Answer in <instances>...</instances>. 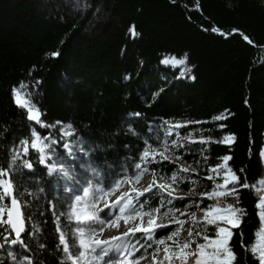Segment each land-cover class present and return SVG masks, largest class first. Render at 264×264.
<instances>
[{
	"label": "trees",
	"instance_id": "obj_1",
	"mask_svg": "<svg viewBox=\"0 0 264 264\" xmlns=\"http://www.w3.org/2000/svg\"><path fill=\"white\" fill-rule=\"evenodd\" d=\"M168 55L186 60L189 79L161 65ZM22 82L42 121L72 125L89 170L91 162L105 186L127 174L126 161L138 148L158 145L162 127L180 123L183 134L198 131L182 151L184 159L198 162L199 174L189 179L198 193L214 191L221 181L215 173L207 179L208 170L230 157L231 171L249 186L239 189L236 206L246 215L229 241L233 264H259L251 248L264 193V0H0V161L29 139L26 111L10 99V88ZM133 112L142 115L129 116ZM162 164L151 167L171 175L167 169L174 165ZM11 174L26 231L31 224L37 228L31 236L36 264H60L55 221L69 203L66 193L43 173ZM182 187L189 188L187 182ZM197 201L201 208L235 203L231 196ZM157 205L155 197L145 201L146 208ZM172 231L157 229L154 237ZM200 231L202 240L214 236L212 226Z\"/></svg>",
	"mask_w": 264,
	"mask_h": 264
},
{
	"label": "snow or ice",
	"instance_id": "obj_2",
	"mask_svg": "<svg viewBox=\"0 0 264 264\" xmlns=\"http://www.w3.org/2000/svg\"><path fill=\"white\" fill-rule=\"evenodd\" d=\"M215 32L216 30L213 29ZM233 32H239L237 29H233ZM221 35H225L221 33ZM244 40L251 43L250 38L247 35L243 36ZM53 57L59 55L58 52L52 54ZM164 64H183V60H165ZM35 68V66H33ZM32 75V72H29ZM183 75V74H182ZM130 75H125L124 79H130ZM194 80L195 77L193 76ZM42 81L37 80L36 86L38 87ZM27 85L23 82L17 86L10 88V99L12 103L20 109L26 110L27 121L33 122L34 125H39L40 129L51 130L55 127L54 124L45 123L41 120V111L36 104L32 103L27 97L26 93H22L21 89L26 88ZM142 113L133 112L129 113V116L140 117ZM222 117H216L217 120ZM58 124L61 122H57ZM168 124L167 121L164 122ZM186 125L175 123L168 124L163 128V131L169 135H175L176 132ZM72 125H67V128L59 129V136H53L50 131L41 133L37 131L35 127H32L30 133V139H21L19 141L20 147L14 150L10 157L5 158L0 163L8 166L7 170L0 168V201L7 200L10 203V208L7 211V219H3L5 212L4 208H0V250L7 253L6 257H0V264H36L37 253L34 251L31 236L32 234L25 229L24 217L21 211V202L15 195V189L13 184L12 171L17 174L22 169L33 170L34 165L31 162L33 159L38 160L40 166H45L48 161L53 160L59 148H63L68 152V155H72L73 145L68 142L66 137H72L73 131L69 129ZM132 128H129V132ZM206 143V141H201ZM29 147L32 152H29ZM127 147V145H125ZM181 149H187V146L179 141H172L164 145V151H158L152 147L138 148L136 153L127 162L128 172L123 177L117 178L113 184L106 185L101 192L107 194L108 199L101 197L99 200L94 198L91 203V207L88 213H84L82 216H77V224L83 225V227H77L76 232L80 234L79 250L76 251L77 245L75 241H69V239L62 233L60 228L56 229L59 234L57 252H61L67 261L71 264H140V259L134 258L135 253L144 248L145 250L151 247V243L154 234L157 229H163L168 227L163 221L157 222L154 213H159L160 208L153 207V211L145 210V201L155 197L159 203L163 205H171L179 213L181 217H186V220H180L176 218L174 222L183 227L186 222H191L192 225H200L203 219L207 225L216 224V221H221L222 224H216V236L218 239L211 241V246L214 251L211 254L205 253L207 244L197 243L194 236L201 235V231L194 230L191 226L186 229L188 236L185 242L178 245L179 251L173 252L170 248H164V259L171 261L172 256L181 260L183 264H190L189 257H193L194 264H233L236 260L235 254L229 247V241L233 236L231 229L239 228L242 218L246 215L243 208L236 206L239 202V189L249 187L246 183H241L235 174L225 175L224 183L218 184L216 189L212 192L198 193L195 188H188L182 185L189 179L192 174H199V167L196 162H189L183 158ZM87 154V153H85ZM261 157L264 158V151L261 152ZM82 159V158H81ZM207 160V157L204 158ZM230 159L225 155L223 161L227 162ZM168 162L174 165V168H168L167 172L171 173V176L160 174L159 178L162 181L157 183L155 179L151 183L142 185L140 189H137L135 185L139 183L141 177L151 171L153 175H157L156 168L152 165H159L163 167L162 162ZM89 167L95 172V166L89 163ZM224 168L225 172L231 173V169L219 165L215 168L208 170L207 179H212V173H219L221 168ZM54 171V166L48 167V173L51 175ZM65 176L68 179L74 177L71 173L65 172ZM187 174V175H184ZM85 180L94 181L99 184L103 181L97 175L88 177L85 174H81ZM195 183V182H193ZM127 184V189L123 192L118 190ZM231 184V187H229ZM86 183L81 184V188H85ZM71 189V185H69ZM147 194V195H146ZM88 192H84V196H87ZM197 196L207 197L212 199L213 197H224L227 199L229 196L235 199V203L229 204V206L221 211L219 208L208 205L206 208H201L200 203L197 201ZM68 200L65 203H68ZM260 202L256 204V208L260 210L257 214L261 220L264 221V196H260ZM76 200L79 202L81 197L77 194ZM176 202H183L181 206H178ZM71 207V205H69ZM198 209L204 213L203 218L197 215L196 211H192V208ZM75 214V213H74ZM147 217V219H145ZM123 221V223H121ZM98 225V226H97ZM116 227L120 230V235H111L107 238L103 237L104 226ZM87 229L92 235L89 238H84V232ZM97 233L100 234V238H97ZM140 233L145 239V243H141L137 238L135 243H132V238L137 237ZM178 235V231H173L171 235L167 236V240H173ZM29 237L25 240L24 237ZM204 239L208 237L205 235ZM158 244H164L165 240L160 239L156 241ZM195 245V250L189 251L191 245ZM16 246H19L20 251H17ZM38 247L42 250H46L44 244H38ZM253 254L259 252L258 261L259 264H264V244L259 248L252 249ZM159 249H156L153 253V264H160L155 259ZM171 252V255H170ZM127 254V257H133L132 259L120 257ZM107 257V259H105ZM143 258V257H141ZM42 264V262H41ZM61 264H66L62 260Z\"/></svg>",
	"mask_w": 264,
	"mask_h": 264
},
{
	"label": "rangeland",
	"instance_id": "obj_3",
	"mask_svg": "<svg viewBox=\"0 0 264 264\" xmlns=\"http://www.w3.org/2000/svg\"><path fill=\"white\" fill-rule=\"evenodd\" d=\"M131 35L134 36L133 31H130ZM171 61V60H183L184 63L183 64H172V63H168V64H164L162 63V61ZM161 61V65L163 67L169 68L172 71H178V78L182 79V80H186L189 79V69L187 67V63L186 60L183 58H175L173 56H165ZM183 74V75H182ZM22 93H26L27 97L31 100V98L29 97L28 93L26 92L25 88L21 89ZM25 110V109H23ZM26 111V110H25ZM55 125V127H53L51 130H45V129H40L39 125H31L30 124V133H31V129L32 127H35L37 129V131L41 132V133H45L50 131L51 134L53 136H59V129L60 128H67L68 124L65 123H53ZM163 128H161V140L158 143L157 146H151L154 149H157L158 151H164V145L166 143H170L172 141H176L179 140L181 142H183L185 144V142L192 140L196 135H198V131L195 130H188L186 129V134H183L181 132V130H178L176 132L175 135H169L167 133H165L163 131ZM70 131H73L72 128L69 129ZM74 132V131H73ZM29 139H30V134H29ZM65 139L68 140V142L70 144L73 145L72 148V155L69 156L68 152L66 150H64L63 148H59L56 156L53 160L48 161V164L45 166H40L38 163V160L33 159L31 162L33 163L34 167H38L39 169H37V171H35V169L33 168V170L29 171L28 169H23L26 170L30 173H43L44 174V178L48 181V180H55V182L58 183V188H60L61 190L64 191V194L66 193L67 195V200L69 197H71V199L68 201L69 203L66 206V210L65 213L59 214L58 217H56V221H55V227L60 228V224L63 221V223L65 224L64 227L65 229H61L64 230L62 231V233L69 239V241H75L76 245H77V249L76 251L79 250L78 245H79V239L80 234L76 232V228L77 227H83V225H78L77 224V216H82L84 213H88L91 207V203L93 202L94 198L96 200H99L101 197H103L104 199H108L107 194L101 192V189H103L105 186L101 185L100 183L97 184L94 181H87L85 182L83 176L81 175L82 173L87 175L88 177H91L93 175H97L99 176L97 173L93 172L92 170H89L88 166H87V156L88 154H85L86 151L84 150V143L83 141L77 137V135H74L72 137H66ZM225 142L226 144H231L232 143V138L231 137H226L225 138ZM20 147V145H18V147L16 149H18ZM15 149V150H16ZM181 152L183 151V149L180 150ZM264 151V145L261 149V152ZM29 152L31 153L32 150L29 147ZM261 152H260V159H261V163H262V167L264 169V158L261 157ZM82 158V159H81ZM191 163V162H190ZM198 165V162H197ZM224 165V167L230 169V167L228 166V161L225 162L223 161V159L220 161V163L217 165ZM49 166H54V171L52 172V174L50 175L48 173V167ZM216 166V167H217ZM215 168V167H214ZM65 172L71 173V175L74 177L73 179H68L65 176ZM157 175H153V173L151 171L145 173L142 177L141 180L139 181V183H137L135 185V187L137 189H140L142 185H146V183H151L153 179L156 180V182L159 184L162 181L160 180L159 176L160 174L165 175V172L160 171V170H156ZM218 178L221 181V184L224 183V176L225 175H230V174H234L232 171L231 173H227L225 172L224 168L222 167L219 171V173H215ZM186 175V174H184ZM171 175H169L170 177ZM99 178L101 179V177L99 176ZM115 181V180H114ZM114 181H110L108 182L109 185L113 184ZM185 182H187V185L189 188H195L197 191V183L195 181V183H193L190 179L186 180ZM86 183V187L85 188H81V184ZM263 182H260L259 185H261ZM69 185H71V189L69 188ZM107 185V184H106ZM183 186V185H182ZM231 186V184H229V187ZM127 189V184H125L124 186H122L118 192H123ZM87 191L88 195L84 196V192ZM56 192V191H54ZM79 195L81 197V200L79 202H77L76 200V195ZM147 195V194H146ZM260 196H264V193L262 192L258 197L260 198ZM199 196H197L198 198ZM196 198V199H197ZM260 202V199L258 201V203ZM178 206H181L183 202H176ZM71 205V207L69 206ZM213 207L219 208L221 211L225 210L227 208V206L225 207L223 204H215L212 205ZM0 208H4L5 212L3 214V219H7V211L9 210V202L7 200L5 201H0ZM156 208H160V212L159 213H154L155 218L157 220V222H161L163 221L166 225L171 226V228L173 229V231H178V235L174 238L175 243L173 242V240H167L166 237L161 238L165 240L164 244H158L156 241V238L153 236L152 241H149L152 245H154L156 247V249H159V252L157 253L155 259L157 261H159L160 263L165 262L167 264H183V262L181 260H178L175 258V256H172L171 261L165 260L164 259V248L168 247L170 248L173 252H178L179 251V247L178 245H181L185 242L188 233L186 231V229H188L190 226L194 229V230H201L202 227L207 226V224L204 223L203 219L201 220V224L200 225H192L191 222H186L184 224L183 227H180L179 224H176L174 222V220L176 218H179L180 220H186V217H181L179 215V213L175 210V208H173L171 205H161L158 201V205L156 206ZM53 209V206H50V210ZM257 209V208H256ZM145 210L146 211H153V209H149L146 208L145 206ZM260 210L257 209V213ZM75 213V214H74ZM197 215L201 218H203L204 214L201 212H197ZM258 217V221H259V229L256 232L255 235V242L251 248V253L253 254L252 249L253 248H259L262 244H264V221L261 220L260 216L257 214ZM145 219H147V217H145ZM121 223H123V221H121ZM216 224H222L221 221H216ZM216 224H210L208 226H212L214 227V236L212 238H208L207 240L203 239L198 236H194V239L196 240L197 243H202V244H207L208 247L205 248V253L206 252H213L214 249L211 246V241L214 239H218V237L216 236ZM98 226V225H97ZM222 226H227V225H223ZM31 231L30 233L33 235L34 232H37V228H33L32 224L30 225ZM107 228L111 230V235H120V230L117 229L116 227H108L107 225L104 226V233H103V237L107 238L109 236H111L110 234L107 233ZM113 228V229H112ZM235 229V228H233ZM233 229H231L233 231ZM0 231H3L2 228H0ZM172 231V232H173ZM90 235H92L87 229H85L84 232V238H89ZM96 235H98L97 237H100V234L97 233ZM171 235V234H170ZM169 236V235H168ZM59 237V234H58ZM142 239L143 235L138 233L137 237H133L132 238V243L134 244L136 239ZM144 239V238H143ZM160 240V239H159ZM59 247V245H58ZM17 251H20L19 246H16ZM195 250V245H191L189 251H193ZM7 253L0 250V257H6ZM171 255V252H170ZM254 257L258 260V256H259V252L257 251L255 254H253ZM143 257V258H141ZM121 259L124 258H128V259H132L133 257H127V254L125 253L124 256L120 257ZM137 259H140V264H153V256L152 254H150L149 252L147 253V250H145L144 248H140V250L138 252L135 253V257ZM105 259H107V257H105ZM194 259L193 257H189V261L190 264H194ZM65 261L66 264H71L70 261H67V258L64 257L62 255V253L60 252V259H59V263L61 264V262ZM210 264H212V262L210 261Z\"/></svg>",
	"mask_w": 264,
	"mask_h": 264
},
{
	"label": "water",
	"instance_id": "obj_4",
	"mask_svg": "<svg viewBox=\"0 0 264 264\" xmlns=\"http://www.w3.org/2000/svg\"><path fill=\"white\" fill-rule=\"evenodd\" d=\"M41 120H42V115H41ZM28 122H29V124L33 125V122H30V121H28ZM9 208H10V203H9ZM21 211H22V208H21ZM22 213H23V211H22ZM23 217H24V215H23ZM24 223H25V229H26V220H25V217H24Z\"/></svg>",
	"mask_w": 264,
	"mask_h": 264
},
{
	"label": "bare ground",
	"instance_id": "obj_5",
	"mask_svg": "<svg viewBox=\"0 0 264 264\" xmlns=\"http://www.w3.org/2000/svg\"><path fill=\"white\" fill-rule=\"evenodd\" d=\"M113 229V228H112ZM104 233V232H103ZM107 233L111 235V230L107 228ZM98 236V235H97ZM98 238V237H97ZM100 238V237H99Z\"/></svg>",
	"mask_w": 264,
	"mask_h": 264
}]
</instances>
